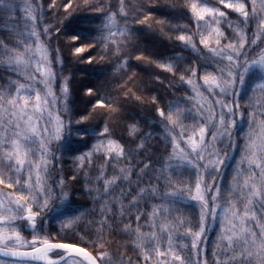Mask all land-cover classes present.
<instances>
[{
    "label": "snow or ice",
    "instance_id": "1",
    "mask_svg": "<svg viewBox=\"0 0 264 264\" xmlns=\"http://www.w3.org/2000/svg\"><path fill=\"white\" fill-rule=\"evenodd\" d=\"M0 264H264V0H0Z\"/></svg>",
    "mask_w": 264,
    "mask_h": 264
},
{
    "label": "trees",
    "instance_id": "2",
    "mask_svg": "<svg viewBox=\"0 0 264 264\" xmlns=\"http://www.w3.org/2000/svg\"><path fill=\"white\" fill-rule=\"evenodd\" d=\"M45 7L47 8V4H45ZM52 19L54 20L55 17L53 16ZM53 43L55 44V41H54ZM141 47H142V48H146L147 45L141 44ZM62 55H63L67 60H69L70 62H71V61H74V57H72L69 53L64 52V53H62ZM93 55L96 56V59H97V60H99V54H98V53H94ZM71 71H72V63H69V72L66 73V74L71 73ZM138 75L141 77V80H142V81L148 82V79H147V77L145 76L144 73H138ZM75 76H76V79L79 80V79L82 78L83 74L77 72V73H75ZM97 83H99V82H97ZM137 84L140 85V81H138ZM153 94H154V93H146L147 99H148L149 101L151 100V96H152ZM138 111H140V113H141L142 116H148L149 119H151L152 112H151V105H150V103H149V104H146V105L143 107V109H138ZM28 238L30 239L31 237H28ZM68 239H69V240H74L76 243H83L82 241L79 240V237H78V236H76V237H72L71 235H69ZM116 246H117V245L114 244V245H113V248H115Z\"/></svg>",
    "mask_w": 264,
    "mask_h": 264
}]
</instances>
